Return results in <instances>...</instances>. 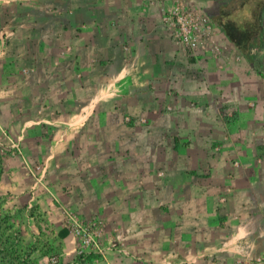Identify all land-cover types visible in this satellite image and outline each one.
Listing matches in <instances>:
<instances>
[{
    "label": "crops",
    "instance_id": "1",
    "mask_svg": "<svg viewBox=\"0 0 264 264\" xmlns=\"http://www.w3.org/2000/svg\"><path fill=\"white\" fill-rule=\"evenodd\" d=\"M221 1L0 0V56L60 94L53 121L11 128L52 125L34 156L94 226L67 234L68 264H264V45L240 53Z\"/></svg>",
    "mask_w": 264,
    "mask_h": 264
},
{
    "label": "rangeland",
    "instance_id": "2",
    "mask_svg": "<svg viewBox=\"0 0 264 264\" xmlns=\"http://www.w3.org/2000/svg\"><path fill=\"white\" fill-rule=\"evenodd\" d=\"M186 35L192 33L187 31ZM194 35L205 34L195 29ZM188 47L189 53L197 48L193 45ZM0 54H3L2 45ZM189 57L195 60L194 57ZM9 63L4 56H0V216L8 217L3 228H6V233L10 236L21 239L18 249L21 257L25 256L28 249H32L30 260H36L38 264H68L67 234L73 231L76 233L79 226L85 230L94 226L71 220L69 211L56 203L53 194L59 190V185L62 188L65 184V171L50 172L49 169L42 168L39 159L34 156L39 142L34 130L42 129L43 134L49 135L48 129L52 125L29 123L15 130L11 128L12 121L18 120L22 115L39 114L38 110H43L41 115L53 121L58 103L55 98H59L60 94L39 92L35 88L38 81L34 74L23 73L16 76L13 74L15 67ZM24 83L27 89L20 91L18 86ZM10 108H14V112L6 119ZM22 128L31 130L23 138L22 134L27 133ZM76 236L79 242H83L81 235L76 233ZM74 255L75 261L83 257L86 264H92L94 259L102 257L92 250L89 253L75 252ZM0 264L17 263L9 262L3 257Z\"/></svg>",
    "mask_w": 264,
    "mask_h": 264
},
{
    "label": "trees",
    "instance_id": "3",
    "mask_svg": "<svg viewBox=\"0 0 264 264\" xmlns=\"http://www.w3.org/2000/svg\"><path fill=\"white\" fill-rule=\"evenodd\" d=\"M263 12L264 0H223L210 15V20L240 53L252 62V50L264 45ZM7 219L8 217L0 216V259L4 257L17 264H38L36 260H30L32 249H28L25 256L21 257L18 250L21 239L10 236L6 233V228H3ZM74 264L86 263L81 257Z\"/></svg>",
    "mask_w": 264,
    "mask_h": 264
},
{
    "label": "built area",
    "instance_id": "4",
    "mask_svg": "<svg viewBox=\"0 0 264 264\" xmlns=\"http://www.w3.org/2000/svg\"><path fill=\"white\" fill-rule=\"evenodd\" d=\"M72 217V216H71ZM71 220H73L71 218ZM74 221V220H73ZM77 230H79V232L77 233L78 235H81L83 240L86 239L84 236L85 233H88V230H85L82 226H79V228H77ZM85 232V233H84ZM87 236V235H86ZM102 255V254H101Z\"/></svg>",
    "mask_w": 264,
    "mask_h": 264
}]
</instances>
